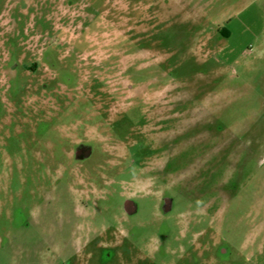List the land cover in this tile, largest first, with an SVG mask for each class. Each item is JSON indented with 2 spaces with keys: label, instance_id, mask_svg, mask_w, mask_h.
<instances>
[{
  "label": "rangeland",
  "instance_id": "1",
  "mask_svg": "<svg viewBox=\"0 0 264 264\" xmlns=\"http://www.w3.org/2000/svg\"><path fill=\"white\" fill-rule=\"evenodd\" d=\"M0 264H264V0H0Z\"/></svg>",
  "mask_w": 264,
  "mask_h": 264
},
{
  "label": "flooded vegetation",
  "instance_id": "2",
  "mask_svg": "<svg viewBox=\"0 0 264 264\" xmlns=\"http://www.w3.org/2000/svg\"><path fill=\"white\" fill-rule=\"evenodd\" d=\"M52 43H49L46 51L43 53V57H39L36 60L32 62V68H28L27 71H31L34 73H42L44 72V69H42V66L45 65V70H48L52 77L49 79V81H43L42 83H39L38 85H35V93H38V97L40 98L43 96H49L53 99L57 96V94L62 93L61 89L65 88V93L68 94V92L72 91V87L70 86L69 82L62 81V76H60L59 71L57 69V64L55 63L58 61L54 50L50 49ZM16 59H8L7 62L3 63L4 66H10V70L14 71V75H9L8 78L14 77L17 75V68L19 66V62ZM58 89V91H57ZM38 91V92H37ZM37 97V98H38ZM67 100L69 99V96H66ZM83 131V130H82ZM80 135L84 136L83 132L80 133ZM81 139H84L82 137ZM78 140V139H77ZM71 154V151L69 152Z\"/></svg>",
  "mask_w": 264,
  "mask_h": 264
}]
</instances>
